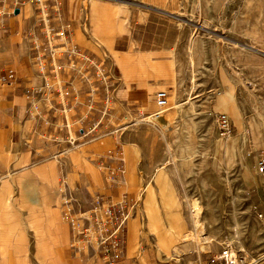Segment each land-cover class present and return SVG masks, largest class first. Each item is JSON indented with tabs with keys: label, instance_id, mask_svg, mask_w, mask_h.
<instances>
[{
	"label": "rangeland",
	"instance_id": "374dc122",
	"mask_svg": "<svg viewBox=\"0 0 264 264\" xmlns=\"http://www.w3.org/2000/svg\"><path fill=\"white\" fill-rule=\"evenodd\" d=\"M82 1L122 16L120 32L113 38L101 31L113 18L100 26L92 17L72 43L60 0H0L26 8L43 74L65 86L59 103L46 101L38 112L28 146L0 161V264H57L56 247L41 249L39 240L53 213L72 252L63 182L86 199L123 194L136 243L143 241L159 264H200L223 247L264 264V177L254 163L264 150V0ZM142 14H149L147 24ZM116 56L140 64L124 75ZM158 91L168 99L155 118ZM219 113L234 131L225 138L216 127ZM114 154L125 172L118 185L105 178L114 166L105 158ZM46 163L54 164V182L40 174ZM80 172L96 183L99 177L113 196L88 192ZM126 180L134 184L126 188Z\"/></svg>",
	"mask_w": 264,
	"mask_h": 264
},
{
	"label": "crops",
	"instance_id": "0c3cea01",
	"mask_svg": "<svg viewBox=\"0 0 264 264\" xmlns=\"http://www.w3.org/2000/svg\"><path fill=\"white\" fill-rule=\"evenodd\" d=\"M58 5V15L63 20L66 31L71 36L72 43L82 33L83 25L87 21H91L92 17L96 24L100 26H102L104 20L106 22L107 19L113 18L112 22L108 21L106 27L102 26L101 28L104 33H114L113 38L122 28V16L117 17L116 14L104 10L96 3L89 4L86 8L82 0H60ZM146 8L156 9L150 6ZM15 10L18 11L17 14ZM142 15L144 23L147 24L149 14ZM27 17L28 13L25 7L9 6L5 2H0V161L2 156L14 147H24L32 140L39 126L38 112L46 105V101L59 103L61 92L65 90V86L58 84L59 79L57 76H45L38 70L36 63L37 57H39L40 45L36 41H32V35L36 31L32 32V28H28L30 18ZM103 38L104 35H102ZM76 41L78 42V40ZM115 61L122 67L124 75L129 74V70H132L136 64H140L136 59L130 57L116 56ZM56 64L61 65L62 62H56ZM9 74L11 79L3 81L2 79ZM67 80H70V76ZM45 85L47 87H44ZM38 88L41 89L42 93L37 96L32 95L31 92ZM149 104L146 109L148 111L152 110V104ZM40 174L42 177L54 182L56 179L54 164L46 163L41 166ZM77 174L81 177V180L84 178V183L90 189L88 192L92 193L103 189L113 196L112 192L114 190L99 177L96 183L92 179L93 176H84L81 172ZM130 179L133 181L132 178ZM80 184L82 185V181H80ZM125 184L127 188L134 183L130 184L126 180ZM28 191L26 189V192ZM147 191V200L150 206L154 207L155 200L152 191L151 189ZM26 197L31 203H36L34 196L29 192ZM45 219L47 226L41 224L44 236L39 237L40 247L41 249H45L50 245L56 247L51 260L56 261L57 264H106L95 255L67 251L64 231L59 223L58 216L55 213L48 214ZM43 226L46 228L44 229ZM131 227L132 231L130 225H128L125 256L122 260L113 264H159L154 258V253L143 247V241L136 243L138 239L135 236L133 226Z\"/></svg>",
	"mask_w": 264,
	"mask_h": 264
},
{
	"label": "built area",
	"instance_id": "2783aa9c",
	"mask_svg": "<svg viewBox=\"0 0 264 264\" xmlns=\"http://www.w3.org/2000/svg\"><path fill=\"white\" fill-rule=\"evenodd\" d=\"M75 53V48L69 54ZM83 59L88 60L87 57ZM37 68L43 74V62L37 57ZM11 79L7 75L2 80ZM44 87H47L45 85ZM41 89L31 92L41 94ZM167 93L158 91L154 95L156 111L151 117H160L167 108ZM216 127L219 136L225 138L233 134V127L225 114L216 115ZM107 163H113L105 178L108 184L118 185L124 177L123 160L114 154L105 158ZM257 173L264 177V150L254 157ZM62 218L70 231L69 247L74 253L95 255L106 264H113L125 256L127 244V229L130 213L127 211L128 202L123 194L115 198L94 195L86 199L80 188L69 186L66 182L59 188ZM200 264H253L252 260L242 252H236L229 247H223L216 254L209 256Z\"/></svg>",
	"mask_w": 264,
	"mask_h": 264
},
{
	"label": "bare ground",
	"instance_id": "6f19581e",
	"mask_svg": "<svg viewBox=\"0 0 264 264\" xmlns=\"http://www.w3.org/2000/svg\"><path fill=\"white\" fill-rule=\"evenodd\" d=\"M158 118V117H157ZM194 208V210L191 212V218H192V220H193V223H194V225H195V227H196V229L197 230H199V228H200V224H199V222H198V220H197V216H198V210L195 208V207H193ZM178 220H180L179 218H178ZM179 222V221H178ZM179 224V223H178ZM180 225V224H179ZM182 225V224H181ZM181 225H180V227H181ZM132 231V230H131ZM131 231H130V233H131ZM180 232V231H179ZM198 232V231H197ZM188 237V236H187ZM186 237V238H187ZM190 238V237H189Z\"/></svg>",
	"mask_w": 264,
	"mask_h": 264
},
{
	"label": "water",
	"instance_id": "95a60500",
	"mask_svg": "<svg viewBox=\"0 0 264 264\" xmlns=\"http://www.w3.org/2000/svg\"><path fill=\"white\" fill-rule=\"evenodd\" d=\"M15 13L17 14V13H18V11H17V10H15Z\"/></svg>",
	"mask_w": 264,
	"mask_h": 264
}]
</instances>
